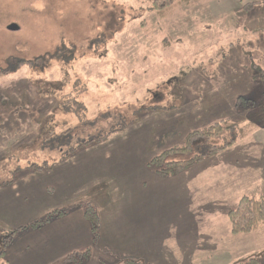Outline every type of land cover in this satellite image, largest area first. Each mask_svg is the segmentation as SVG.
Wrapping results in <instances>:
<instances>
[{"label": "rangeland", "instance_id": "374dc122", "mask_svg": "<svg viewBox=\"0 0 264 264\" xmlns=\"http://www.w3.org/2000/svg\"><path fill=\"white\" fill-rule=\"evenodd\" d=\"M151 6L152 0H0V185L12 181L20 190L67 170L94 171L65 201L47 200L44 215L25 202L20 219L28 228L50 212L92 206L103 237L81 264H234L251 256V264H264V225L232 235L226 217L241 197L264 196V128L176 177H157L147 167L162 152L184 147L192 131L221 120L238 125L167 161L229 142L249 122L243 119L264 111V77L253 80L248 69L255 63L264 70V0H192L164 19ZM11 24L18 30L8 31ZM239 97L253 102L237 105ZM101 161L118 175L148 180L145 206L131 201L136 190H120L124 181L98 178ZM116 215L122 223L112 222ZM139 217L149 220V236L130 250L125 230ZM1 223L0 254L4 239L20 231L4 232Z\"/></svg>", "mask_w": 264, "mask_h": 264}, {"label": "crops", "instance_id": "0c3cea01", "mask_svg": "<svg viewBox=\"0 0 264 264\" xmlns=\"http://www.w3.org/2000/svg\"><path fill=\"white\" fill-rule=\"evenodd\" d=\"M126 152L129 153L128 151ZM98 158H100V156H98ZM108 167H110L111 171H116V169H114V164L108 166L107 163L103 164L102 161L98 162V166H96L95 169L97 170L98 168V178L107 177L108 179L112 178L117 180V182L124 181L122 185H119L120 190H136V197L131 201L145 206V184L148 180L144 179L141 174H136L134 178H132L133 176L123 173L119 175L115 172L114 175L109 174L107 170ZM32 168L33 173L36 175H38L37 173H41L38 171L37 167ZM62 170H65V168ZM67 171L68 174H56L51 178L49 183L30 184L23 186L20 190L19 188H14L16 186L12 185V181H6V183L0 185V221L2 222L1 225L4 226L2 229L4 232L20 230L14 235L15 238L13 237L9 241L4 239V249L0 254V264H50L55 262L56 258H61L63 260L67 255L80 252L79 250L81 248L83 250L84 248L86 250H92V247L96 246V242L91 248L89 246L92 242V236L88 223L84 217V208L81 207H78L73 214L63 211L64 213L62 215L51 219L43 224L44 226L27 228L24 226V221H20L22 218V211L26 208L25 202L28 203L31 201L40 206L39 213L44 215L46 212L44 204L47 200L54 197V200L58 199L62 200V202L65 201L76 186L89 182L90 177L94 173V171H90L82 175L75 173L73 169ZM119 171L122 172L121 169H119ZM128 171H130V165ZM8 174L14 176V171H9ZM94 178H96V176ZM18 186L19 185H17V187ZM131 201H126L125 206H129V202ZM121 218L122 217L116 215L110 219L113 223L118 224L120 221L122 223ZM107 220L110 222L108 218ZM133 221L134 220L130 222ZM135 222L138 223L137 227L128 226L125 230L127 231L126 235L132 240L130 241L132 245L131 248L129 246L130 250H137V247H142L139 240L147 239L150 232V223L145 217H139ZM57 224H59L58 227L56 226ZM10 227L13 228L10 229ZM115 228L119 229L122 227L117 225ZM109 229L111 228L108 227V230ZM101 230L103 235V229ZM121 231H124V227L123 230H118V232ZM102 235H99V239L103 237ZM135 240L139 246H136Z\"/></svg>", "mask_w": 264, "mask_h": 264}, {"label": "trees", "instance_id": "16d2710c", "mask_svg": "<svg viewBox=\"0 0 264 264\" xmlns=\"http://www.w3.org/2000/svg\"><path fill=\"white\" fill-rule=\"evenodd\" d=\"M184 4L189 6L192 4V0H152L151 10L156 13L161 19L169 17L172 14L174 8ZM49 56L45 55L38 57L33 61H17L14 63V70L21 69L24 65H32L45 61ZM248 69L252 73L253 80H260L264 77V70H262L257 64L251 63ZM4 71L0 70V78L3 77ZM252 103V100H245V98L239 97L236 100V104L248 105ZM153 110V109H150ZM148 110V111H150ZM156 110V109H154ZM249 121L246 126L239 128V131L235 138H232L229 142L223 143L221 146H208L205 151H202L192 158L184 161H167L166 158L174 153L186 152L190 149L191 145L198 141H205L206 143L212 139H217L224 131L233 132L235 128H238L237 123H231L227 121H218L204 130L192 131L185 135V146L182 148L172 147L156 157H153L147 164L152 173L160 178L176 177L179 174L193 168L194 166L204 162L208 158H212L215 155L224 152L226 149L232 147L238 140L243 139L248 133L257 128H264V111L256 112L250 115L247 119ZM100 143L102 140L94 141V143ZM89 144L87 142L85 145ZM70 156V154H68ZM64 212H51L43 221L36 222L30 227H39L53 218L59 217ZM84 217L90 228V233L94 243L98 241L100 235L101 219L95 209L86 205L84 208ZM226 217L229 222L230 233L232 235H246L256 231L260 226L264 225V196L253 198L249 196H243L239 199L235 208L227 211ZM91 251L88 249L85 252H76L66 256L63 260L70 262L69 264L82 263L83 260L90 255ZM83 257V258H82ZM255 256L247 258V260L239 261L234 264H251L255 259ZM75 262V263H74Z\"/></svg>", "mask_w": 264, "mask_h": 264}, {"label": "water", "instance_id": "95a60500", "mask_svg": "<svg viewBox=\"0 0 264 264\" xmlns=\"http://www.w3.org/2000/svg\"><path fill=\"white\" fill-rule=\"evenodd\" d=\"M7 30L8 31H16V30H18V27L11 24V25L7 26Z\"/></svg>", "mask_w": 264, "mask_h": 264}]
</instances>
